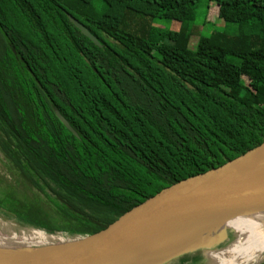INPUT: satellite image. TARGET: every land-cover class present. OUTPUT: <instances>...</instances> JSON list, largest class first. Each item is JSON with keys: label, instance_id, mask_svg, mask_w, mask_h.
I'll use <instances>...</instances> for the list:
<instances>
[{"label": "trees", "instance_id": "1", "mask_svg": "<svg viewBox=\"0 0 264 264\" xmlns=\"http://www.w3.org/2000/svg\"><path fill=\"white\" fill-rule=\"evenodd\" d=\"M200 1L0 0V217L84 235L264 142V0Z\"/></svg>", "mask_w": 264, "mask_h": 264}, {"label": "water", "instance_id": "2", "mask_svg": "<svg viewBox=\"0 0 264 264\" xmlns=\"http://www.w3.org/2000/svg\"><path fill=\"white\" fill-rule=\"evenodd\" d=\"M70 20L99 44L80 22ZM55 115L77 136L58 111ZM263 146L159 190L91 233L0 252V264H128L133 247L163 231L204 219L264 212Z\"/></svg>", "mask_w": 264, "mask_h": 264}, {"label": "bare ground", "instance_id": "3", "mask_svg": "<svg viewBox=\"0 0 264 264\" xmlns=\"http://www.w3.org/2000/svg\"><path fill=\"white\" fill-rule=\"evenodd\" d=\"M263 152L264 148L260 153ZM31 231L27 229L30 233L27 235H31ZM227 231L233 233L235 240L221 250L207 251V264H256L264 258V212H253L204 219L163 231L133 247L128 253V264H159L171 255L194 248L204 241H215ZM242 241L246 244L244 249L250 251L248 259L236 260V246ZM19 246L21 244L8 239L0 242V252L19 250Z\"/></svg>", "mask_w": 264, "mask_h": 264}, {"label": "rangeland", "instance_id": "4", "mask_svg": "<svg viewBox=\"0 0 264 264\" xmlns=\"http://www.w3.org/2000/svg\"><path fill=\"white\" fill-rule=\"evenodd\" d=\"M201 5L198 7L197 11L189 12L184 15V22L190 24L191 21L194 19V16L197 15L195 20V24L198 27V30H202L203 34H209L213 30H220L225 33L229 34H236L237 32V24H230L225 23L217 19V16L214 11L211 9H207L205 4L206 1L201 0ZM205 17V18H204ZM204 18V19H203ZM155 25L158 27L162 26V23L159 20L154 22ZM180 28V23L177 21H172L170 23V29L178 30ZM189 28V26H188ZM188 32V31H187ZM196 37L193 35L191 37L192 41ZM0 175L6 177L8 182L12 181V177L5 172V169L0 164ZM31 235L27 232L26 228H22L19 225L15 224L14 222L8 221L0 217V242H5L6 240H11L13 243L21 244V248L26 246L34 247L37 244H45L57 241L58 239L62 238L60 236H53V235H46L40 230H33L31 229ZM235 240V236L233 233L227 231L223 236L218 238L212 242H202L198 246L188 249L186 251H182L177 253L176 255L172 256L170 259L160 262L159 264H207L206 259V252L208 251H218L223 249L225 246L230 244L232 241ZM17 245V244H16ZM236 255L235 259H248L249 252H247L244 248L246 247L245 242H241L236 246ZM253 264V263H251Z\"/></svg>", "mask_w": 264, "mask_h": 264}, {"label": "built area", "instance_id": "5", "mask_svg": "<svg viewBox=\"0 0 264 264\" xmlns=\"http://www.w3.org/2000/svg\"><path fill=\"white\" fill-rule=\"evenodd\" d=\"M34 244H38V243H34Z\"/></svg>", "mask_w": 264, "mask_h": 264}]
</instances>
